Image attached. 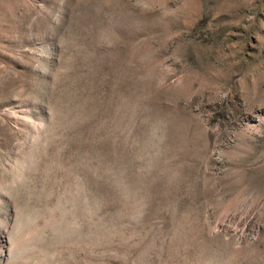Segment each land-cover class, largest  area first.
Returning a JSON list of instances; mask_svg holds the SVG:
<instances>
[{
    "label": "rangeland",
    "instance_id": "obj_1",
    "mask_svg": "<svg viewBox=\"0 0 264 264\" xmlns=\"http://www.w3.org/2000/svg\"><path fill=\"white\" fill-rule=\"evenodd\" d=\"M0 264H264V0H0Z\"/></svg>",
    "mask_w": 264,
    "mask_h": 264
},
{
    "label": "bare ground",
    "instance_id": "obj_2",
    "mask_svg": "<svg viewBox=\"0 0 264 264\" xmlns=\"http://www.w3.org/2000/svg\"><path fill=\"white\" fill-rule=\"evenodd\" d=\"M2 256H3V255H2ZM4 257H5V256H4ZM4 257H3V258H4Z\"/></svg>",
    "mask_w": 264,
    "mask_h": 264
}]
</instances>
